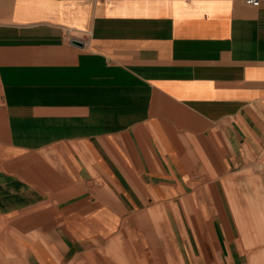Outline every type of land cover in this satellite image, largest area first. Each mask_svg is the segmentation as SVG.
<instances>
[{"label": "crops", "instance_id": "crops-1", "mask_svg": "<svg viewBox=\"0 0 264 264\" xmlns=\"http://www.w3.org/2000/svg\"><path fill=\"white\" fill-rule=\"evenodd\" d=\"M2 131L55 151L59 261L107 239L111 264H161L156 246L264 264V0H0ZM27 184L21 203L43 197ZM15 195L6 173V211ZM156 223L170 233L150 240ZM32 227L48 228L18 225ZM13 240L15 259L18 241L22 261L53 264Z\"/></svg>", "mask_w": 264, "mask_h": 264}, {"label": "rangeland", "instance_id": "rangeland-1", "mask_svg": "<svg viewBox=\"0 0 264 264\" xmlns=\"http://www.w3.org/2000/svg\"><path fill=\"white\" fill-rule=\"evenodd\" d=\"M33 92L34 90L31 91L30 94H33ZM29 155H31V158L28 159L26 162L27 165H25L24 159ZM58 163L59 161L55 157V151L52 150V148L37 149L33 152L25 154V149L23 148L9 147L6 132H0V178L3 179L4 174L10 173L15 176L16 183V206H12L10 211H6V200L1 199L0 201L1 203L3 202L0 207V264H6L4 261L7 260L10 264H12L13 260H15V264H40L33 254H30L27 260H21V256H23V250L25 249L27 251L29 246H26L25 248L23 245H20L18 241L15 244L17 248L16 259L14 258L15 254L12 252L14 246V233L16 235V240H22V238H25V244H28V240L39 243L40 248L38 250L41 249L44 253H46L47 255H44L45 259L47 258L52 260L53 264H111V262L107 261L105 258L104 254L106 251L98 253V249H100V247L102 250L105 249L104 244L106 245L105 242H108L107 239H102L96 241L95 243L90 242L86 246L87 248L83 251L76 250L75 252L71 253L67 259L59 261L58 258L61 255V242H59V240L56 238L57 230L55 231L54 226L57 221V205L54 190L60 177L57 170V168H60ZM46 174H48L49 178H52L50 179L52 181L45 179ZM26 175L29 177L32 176L33 181L31 183H29V181H27L28 184L25 183L24 178ZM24 184H27V186L30 187V198H33L38 194L40 195V193L43 194V197L37 196L36 200H33L31 204L29 202L27 204H24L23 202L21 203V201L24 200L22 193L23 191H21V189L24 187ZM252 184L255 185V183ZM227 185H230V183ZM243 187H247V185ZM25 200H28L27 196ZM189 200L191 205L198 204V198L190 197ZM25 220H30L36 224L42 220L43 225L48 226V228H44V230L39 231L32 227L26 231H21L18 229V225H24ZM150 221H152V218H150ZM14 225H16L15 231L13 228ZM155 225L156 226H154L151 230L146 231V236H149V233H153L155 234L154 236H156V232H163L166 234L170 233V230H168L165 225H162V227H159L158 223ZM148 238L151 240L152 236H149ZM28 245H30V243ZM168 246L171 249H175V246L173 245ZM107 248L110 249V246L108 245ZM147 248L149 247L145 244L144 250L147 251ZM156 250L157 252L154 255L157 257L163 256L164 258L161 260V262L156 263L181 264V261L177 258V253L174 254L173 250H170L171 253L169 257H171V259L166 255V253L159 252L160 249L157 246ZM110 254L115 255V251L112 249ZM116 255H118V251ZM71 257H74V259H70ZM168 258L169 260H166ZM152 262L153 261H148L147 264H152Z\"/></svg>", "mask_w": 264, "mask_h": 264}, {"label": "built area", "instance_id": "built-area-1", "mask_svg": "<svg viewBox=\"0 0 264 264\" xmlns=\"http://www.w3.org/2000/svg\"><path fill=\"white\" fill-rule=\"evenodd\" d=\"M247 3L252 4V5H257L258 4V0H246ZM262 156H264V148L262 151Z\"/></svg>", "mask_w": 264, "mask_h": 264}, {"label": "water", "instance_id": "water-1", "mask_svg": "<svg viewBox=\"0 0 264 264\" xmlns=\"http://www.w3.org/2000/svg\"><path fill=\"white\" fill-rule=\"evenodd\" d=\"M73 43H78V44H80V42H78V41H73Z\"/></svg>", "mask_w": 264, "mask_h": 264}]
</instances>
